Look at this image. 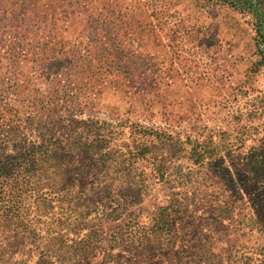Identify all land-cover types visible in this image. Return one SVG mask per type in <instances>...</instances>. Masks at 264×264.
I'll use <instances>...</instances> for the list:
<instances>
[{
    "label": "rangeland",
    "instance_id": "1",
    "mask_svg": "<svg viewBox=\"0 0 264 264\" xmlns=\"http://www.w3.org/2000/svg\"><path fill=\"white\" fill-rule=\"evenodd\" d=\"M72 1L0 0V88L38 78L37 62L28 60L43 42L77 37L84 53L103 38L111 21L103 0ZM194 1H166L165 32L129 44L128 60L116 61L124 80H76V119H91L100 134L116 138L88 151L121 155L97 161L99 173L86 159L87 167H68L88 181L104 175L82 193L77 185L68 189L80 195L77 207L41 205L25 194L18 222L9 215L0 225V264H134L135 243L145 251L172 231L231 232L248 240L235 263L264 264V81L253 66L255 18L248 10L200 9ZM15 155L0 141L1 162ZM162 191L171 198L148 222L137 204L153 207ZM169 217L179 224L173 228Z\"/></svg>",
    "mask_w": 264,
    "mask_h": 264
},
{
    "label": "trees",
    "instance_id": "2",
    "mask_svg": "<svg viewBox=\"0 0 264 264\" xmlns=\"http://www.w3.org/2000/svg\"><path fill=\"white\" fill-rule=\"evenodd\" d=\"M55 1L67 6L74 4L72 0ZM166 1L168 3V0H162L159 4L153 0H103L111 21L103 38L95 39L96 46L87 47L83 53L84 47L77 37L53 45L43 42L31 51L28 60L37 62L38 78L32 80L28 76L24 83L0 88V141L12 144L16 152L14 157L7 156L4 162L0 161L1 226L9 215L18 222L21 198L27 193L35 194L41 205L77 207L81 197H72L68 189L77 185L82 193L87 187L98 185L97 180L104 179L103 175L88 181L87 175L76 178L67 171L75 163L87 167L86 159L92 164L91 169L99 173L102 168L97 167V161L121 155L120 152L103 154L96 149L88 151L97 143L107 145L116 138L112 137V132L100 134L101 127L91 119H76L81 103L79 95L72 94V91L79 90L81 82H86V75L90 74H100L104 79L114 75L124 80L116 61L128 60L129 44L143 45L147 39L165 32ZM194 2L200 9L228 7L253 14L255 48L259 58L253 66L261 70L264 81V0ZM136 35H139L138 39ZM76 80L81 81L80 85H76ZM55 170L64 172L55 173Z\"/></svg>",
    "mask_w": 264,
    "mask_h": 264
},
{
    "label": "crops",
    "instance_id": "3",
    "mask_svg": "<svg viewBox=\"0 0 264 264\" xmlns=\"http://www.w3.org/2000/svg\"><path fill=\"white\" fill-rule=\"evenodd\" d=\"M170 198L171 195L162 191L154 196L153 207L149 203H138L137 212L140 214L145 210L148 215L147 220L150 222L153 216L156 218L159 215ZM167 221L172 224L173 228L179 224L170 217ZM149 233V238H153L152 231ZM161 238L163 239L160 242L147 245L145 251L142 245L135 243L136 247L133 248V253L129 257L131 262L134 264H237L233 258L234 254L240 248H244L248 242L242 236L231 232L223 235L208 233L187 236L172 231L170 235L161 236ZM261 253L262 263L264 262V235H261Z\"/></svg>",
    "mask_w": 264,
    "mask_h": 264
}]
</instances>
